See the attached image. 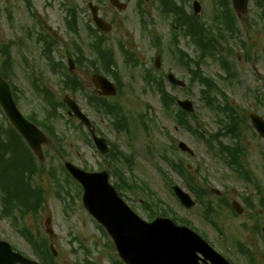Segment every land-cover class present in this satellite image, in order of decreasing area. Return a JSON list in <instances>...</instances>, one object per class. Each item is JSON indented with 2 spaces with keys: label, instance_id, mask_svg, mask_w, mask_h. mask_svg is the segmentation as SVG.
Masks as SVG:
<instances>
[{
  "label": "rangeland",
  "instance_id": "obj_1",
  "mask_svg": "<svg viewBox=\"0 0 264 264\" xmlns=\"http://www.w3.org/2000/svg\"><path fill=\"white\" fill-rule=\"evenodd\" d=\"M30 1L31 5H28L26 0H0V47L7 44L11 46L15 72L13 80L18 88L21 110L27 116L38 119H42L45 115L43 98L33 87V76L36 75H43L40 80L41 84L49 87L59 100H63L66 94L73 95L72 92L63 89L60 76L53 71L48 59L43 55V44L38 42V38L41 34L46 33L57 42L52 54L54 61L63 60L67 64L68 59L71 58L69 55L75 54L76 46L82 48L87 59L96 60L95 54L87 47V44L92 41L91 36L88 35L91 17L88 3L93 1L99 4L101 15L113 26L112 31L105 35L108 46L115 50L124 44L129 50L136 53L141 62V66L131 69L124 62V57L115 50L123 88L114 100L124 106L129 116L130 132L118 133L110 118L96 113L89 106L83 92H78L73 97L90 114L100 134L108 137L112 142H116L133 155V168L126 169L125 174L137 181L138 184L140 181H146L157 195L164 199V205L161 206L166 207L165 203L168 205L169 216H172L171 209L187 216L193 225L204 231L214 245L229 255L235 264H264V244H261L253 230L257 224L264 225V206L261 203L264 198V140L250 128L249 119L250 114L254 112L264 116V102L257 99V96L264 94V12L262 7L257 5L255 0H251L249 12L239 18L240 40L230 37L229 42H225L229 48L228 51L232 50L233 54L230 55L228 51L223 54L234 65L236 78L226 79L225 72L214 58L206 57L202 64L205 75L213 77L221 89L229 94L231 101L239 108L242 117L246 120L241 138L247 149L244 162L246 168L255 178V183H246L225 160L210 150L206 142L196 137L187 128L176 124L172 110L166 112L163 109L160 95L143 83L144 69L153 64V56L156 55L157 48L153 44L154 38L160 39V46L163 50L162 71L173 72L187 83H190L192 78L191 72L184 68L185 66L178 64L176 60L173 52L174 45H176L174 38L176 33L172 27L173 17L171 16L172 19L166 18L160 14L158 0H146V3L143 4L146 14L143 16L137 14L140 0H121L127 3L125 11L118 10L109 0H105V2L78 0L81 8L78 31L68 30L65 23L67 11L62 6L61 0ZM199 1L203 5L200 16L207 24H211L215 9L214 1ZM178 2L188 3V0H178ZM192 2L193 0L188 7L192 5ZM189 10L193 11L192 6ZM139 17H144L146 21H150L152 18V29L141 30L142 28L140 29L138 24ZM177 44L192 57L199 58L195 47L190 44L189 37L179 34ZM0 58L3 59V55ZM96 66L102 69L100 62H96ZM92 69V66L88 68L75 66L71 74L83 80L88 92L97 93L98 91L92 83ZM200 90L199 83H195L189 90L171 89L173 94L179 98H189L194 101L198 118L193 121V127L206 131L210 136L218 131L220 122L214 112L205 107ZM62 112L63 116L57 117L54 124L58 135L64 138L63 146L69 154V158L83 168L86 166L88 169L100 170L101 167H104L103 169L109 170L107 158L105 160L97 152L77 122L68 120L67 112L64 110ZM142 115H145L144 118L146 117L145 120L150 126V130L142 129V125L147 127L143 120L141 121L142 125L140 124ZM130 135L133 139H130ZM176 141H185L193 149L194 155L190 156L180 150H174L173 145ZM226 141L233 142L231 138H226ZM149 151L155 155H151ZM164 151L168 153L166 157L161 155ZM173 158L185 160L197 183L212 192L209 198L214 206L218 207L222 203L221 199L225 198L224 200L227 199L226 201L230 203L235 200L240 201L246 209L245 197L248 195L254 199L256 208L253 211L260 213L259 219L253 218L254 212L248 208L244 210L243 215L233 217L224 207L218 218L225 232L224 236H221L218 230L210 228L204 222L202 204L196 200L195 207L189 210L185 209L170 191L168 182L161 171L168 174L166 178H169V182L181 185L195 198L187 187L185 178L172 167L171 160ZM49 164L57 169L64 191H70V196L67 198V205L69 203L70 207L67 208L63 201L59 200L55 208L52 209L53 211L47 214L53 218L55 229L58 227L59 230L56 231L54 239V245L59 251L56 261L59 264H85L88 258L95 264H112L114 258L117 257L116 250L104 238L103 231L87 214L80 197L77 196L79 190L66 178L61 168L63 158L60 157V159H56L55 163L49 162ZM196 168H199L200 172ZM111 179L113 182L117 181L114 176ZM257 185L261 192L256 188ZM123 192L129 204L144 219L149 220L151 211L144 204L151 201V194L136 189H123ZM237 241L251 244L254 247L252 250L254 259L249 260L250 257L248 259L237 250Z\"/></svg>",
  "mask_w": 264,
  "mask_h": 264
},
{
  "label": "water",
  "instance_id": "obj_2",
  "mask_svg": "<svg viewBox=\"0 0 264 264\" xmlns=\"http://www.w3.org/2000/svg\"><path fill=\"white\" fill-rule=\"evenodd\" d=\"M239 11L246 10L247 0H235ZM98 24L104 27L102 20ZM101 85L104 81L100 79ZM105 88V87H104ZM113 89L105 90L106 93ZM0 99L11 115L14 123L32 141L33 137L26 123L19 115L10 95L7 84L0 78ZM73 107V103L69 102ZM191 109L189 102L182 103ZM79 117L88 123L86 118L74 107ZM255 118V117H254ZM255 125L264 134V123L255 118ZM39 150L37 146L33 145ZM101 146H103L101 144ZM185 148V147H184ZM73 172H75L73 170ZM76 176L86 187L85 203L87 208L102 222L115 238L121 256L130 264H182L187 256L199 248L209 258L214 260L210 253L216 254L206 242L199 237L188 236L182 229L170 224L169 220L148 225L135 216L117 197L115 190L108 182L107 174H87L75 172ZM178 194L187 205H192L188 195L178 189ZM159 221V220H158ZM178 231L177 233L174 231ZM217 255V254H216ZM23 264H29L21 261ZM215 262V260H214ZM227 263V262H226Z\"/></svg>",
  "mask_w": 264,
  "mask_h": 264
},
{
  "label": "flooded vegetation",
  "instance_id": "obj_3",
  "mask_svg": "<svg viewBox=\"0 0 264 264\" xmlns=\"http://www.w3.org/2000/svg\"><path fill=\"white\" fill-rule=\"evenodd\" d=\"M6 124L7 119L0 110V138ZM13 165L11 148L7 143H0V258L5 256V263L0 264H12L9 261L12 251L24 250L17 248L20 240L28 243L20 232L22 223L28 227L26 234L55 236L52 218H45L56 206L55 193L50 187L45 191L42 171L22 170V166L17 165L14 172ZM38 166L43 167L42 163ZM29 248L32 250L30 244Z\"/></svg>",
  "mask_w": 264,
  "mask_h": 264
}]
</instances>
